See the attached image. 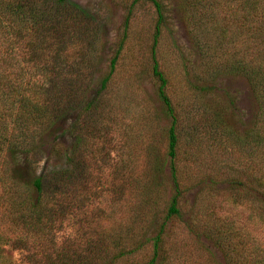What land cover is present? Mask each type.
I'll return each mask as SVG.
<instances>
[{"label": "trees", "instance_id": "trees-1", "mask_svg": "<svg viewBox=\"0 0 264 264\" xmlns=\"http://www.w3.org/2000/svg\"><path fill=\"white\" fill-rule=\"evenodd\" d=\"M234 1L242 4L232 5ZM249 1L177 0L199 65L183 61L184 57L179 53L181 64L175 76L181 77L180 82L187 90L201 94L211 91V80L215 76H239L247 82L256 106L250 127L242 133L225 127L218 131L217 127L221 125L219 118L210 117L207 120L210 123L208 136L227 144L228 149L231 148L238 156L235 168L226 178L218 181L208 177L211 186L222 184L228 189L230 202L221 203L225 199L215 197L201 207L202 216L206 219L201 226L193 227L188 223V231L197 239L208 240L220 255V261L214 264H264V242L258 235L260 230L257 227L264 231V45L252 52L235 49V44L228 47L226 32L216 23V11L227 7L238 9L244 5L252 12H257L260 6L264 9V0ZM141 5L151 6L154 12L149 40L144 46V71L153 84L155 98L168 122L162 131L164 141L153 139L147 147L152 170L149 178L167 169L168 197L159 220H154L148 217L153 201L146 196L147 209L143 210L148 219L143 212L138 224L143 223L144 226L148 223L150 226L152 221H158L147 238L141 237L140 228L130 225L118 233L101 234L99 242L86 243L84 247L81 244L68 246L53 242L54 212L49 208L54 195L65 194L69 183L82 177L80 171L83 167L80 158H77L79 140L76 138L73 146L61 149L60 155L55 154L58 158L49 161L55 151L45 147V137L52 134L55 137V126L71 112L82 115L93 107L94 100L80 99L88 87L85 78L90 64L69 73L74 78V84L64 82L67 80L62 78L61 82L49 87L45 82L49 83L48 76L53 71L47 69L44 66L47 62L41 59L50 57L48 65L63 63L67 59L65 51L69 40L92 38L94 19L70 0H0V47L9 39V47H19V61L25 67H19L17 82L11 81L2 71L0 73V187L5 194L2 205H9L11 225L16 226L14 230L19 228L20 231L9 242L18 245L19 250H27L28 257L23 264H117L130 259L144 244L150 246V253L146 262L140 264L167 263L164 250L167 226L181 215L182 197L190 189L186 186L190 180L186 179L184 166L177 165L180 119L171 97L172 77L168 68L163 67L164 55L159 49L163 34L172 39L166 27L162 0L125 1L120 36L108 61L107 71L94 89H97L96 95L103 92L116 74L120 58L126 51L132 52L135 39L130 37V26L136 9ZM4 56L3 53L0 55V62L6 64L8 59ZM130 58L131 64H135V57ZM24 70L41 78L43 83L24 82ZM68 131L65 129L62 134ZM160 141L163 148L158 147ZM56 159H61L62 164H54ZM40 161L43 168L53 162L52 170H48L50 175L43 172L35 174L34 169ZM204 181L196 178L194 186L203 188ZM7 241L0 236V264H15L1 248Z\"/></svg>", "mask_w": 264, "mask_h": 264}, {"label": "rangeland", "instance_id": "rangeland-1", "mask_svg": "<svg viewBox=\"0 0 264 264\" xmlns=\"http://www.w3.org/2000/svg\"><path fill=\"white\" fill-rule=\"evenodd\" d=\"M70 1L94 19V33L91 34V39L87 38L89 41L85 37L82 40H69L65 51L67 59L63 63L48 65L50 57L44 56L41 59L42 62H47L44 66L53 71L48 76L49 83L45 84L50 87L61 82L62 78L67 80L64 82L74 84V78L69 73L79 71L89 63L90 68L85 78L88 87L80 99L94 100V103L88 113L77 115V112H71L55 126V137L54 134L45 137V147H51L55 151L49 161L56 157L55 154L60 155L61 149L73 146L78 138L77 158H80L83 167L80 171L82 177L72 180L65 194L56 192L49 203V208L54 212L52 240L55 244H81L85 247L86 243L99 242L101 234L118 233L120 229L130 225L140 228L141 237L147 238L158 221H152L150 226L148 223L144 226L143 223L138 224L147 209L146 196L153 201L148 217L159 220L164 211L169 187L167 169L164 173L149 178L152 170L146 151L153 139L164 141L162 131L168 125L155 98L153 84L144 71V46L149 40L148 33L154 12L149 5H141L136 9L130 26V37L135 39L132 52H125L124 57L120 58L122 60L113 79L103 92L96 95L97 89H94V85L106 73L108 61L120 36L123 5L126 0ZM162 2L166 11V27L170 30L172 39L169 40L163 34L159 49L164 55L163 67L168 68L172 77L171 97L180 119L177 165L184 166L183 172L187 175L186 179L190 180L186 182L190 189L182 197L181 215L167 226L164 245L166 264H214L215 261H220V255L208 240L201 237L197 239L190 233L188 223L199 227L201 222L206 221L201 207L207 201L222 197L225 200L221 203L230 202L228 189L222 184L211 186L208 184V177H214L218 181L226 178L235 168L238 156L231 148L228 149L227 144L217 139L212 140L208 136L210 123L207 120L210 117L219 118L223 126L217 125L218 131L225 127L227 130L242 133L250 127L256 106L247 82L239 76H215L211 80V91L202 94L187 90L183 86L181 77L175 76L181 64L179 53L183 55V61L193 63L194 66L199 65V58L189 40L177 0ZM236 4L242 3L234 1L232 5ZM259 4L262 5V1ZM248 11V7L244 5L238 9L227 7L225 10L216 11V23L224 28L228 37L229 45L226 46L235 44V49L251 52L257 48L262 49L264 9L260 6L257 7V12ZM9 43L8 39L0 47V55L3 53L4 59H8L6 64L0 62V73L2 71L11 81L17 82L19 67H25L19 61V47H9ZM132 56L135 57V64H131ZM188 62L186 63L190 65ZM22 72L24 82L43 83L38 76H32L26 70ZM65 129L69 131L63 135L62 131ZM159 144L158 147L163 148L161 141ZM60 160L56 159L54 164L61 165ZM51 163L53 162L43 168L40 161L34 169L35 174L43 172L50 175L48 170H52ZM196 178L205 179L203 188L194 186ZM4 198L5 194L0 187V236L8 240L1 248L13 263L23 264L28 257L27 250H19L18 245L9 242L20 231L19 228L14 230L16 226L11 225V209L8 204L2 205ZM148 217L145 212V219ZM257 227L260 230L258 235L262 236L264 242V231L260 226ZM149 253L150 246L144 244L130 259L117 264L146 262Z\"/></svg>", "mask_w": 264, "mask_h": 264}]
</instances>
